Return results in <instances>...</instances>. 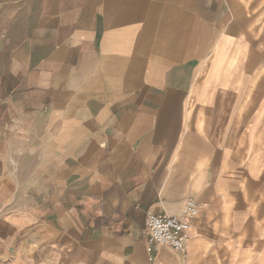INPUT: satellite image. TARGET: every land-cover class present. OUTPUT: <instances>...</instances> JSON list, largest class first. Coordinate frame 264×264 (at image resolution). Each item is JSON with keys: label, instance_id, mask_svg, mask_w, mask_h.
Returning <instances> with one entry per match:
<instances>
[{"label": "crops", "instance_id": "obj_1", "mask_svg": "<svg viewBox=\"0 0 264 264\" xmlns=\"http://www.w3.org/2000/svg\"><path fill=\"white\" fill-rule=\"evenodd\" d=\"M263 18L264 0H0L2 259L149 264L146 213L193 198L188 264H264Z\"/></svg>", "mask_w": 264, "mask_h": 264}, {"label": "built area", "instance_id": "obj_2", "mask_svg": "<svg viewBox=\"0 0 264 264\" xmlns=\"http://www.w3.org/2000/svg\"><path fill=\"white\" fill-rule=\"evenodd\" d=\"M201 210V204L189 198L179 215L170 216L148 211L145 218V229L148 233L150 247L156 255L162 247H168L179 253L188 264L186 242L190 236L191 221L199 216ZM156 255L149 258V264H155Z\"/></svg>", "mask_w": 264, "mask_h": 264}, {"label": "rangeland", "instance_id": "obj_3", "mask_svg": "<svg viewBox=\"0 0 264 264\" xmlns=\"http://www.w3.org/2000/svg\"><path fill=\"white\" fill-rule=\"evenodd\" d=\"M259 26L264 29V18L260 20ZM17 246V244L15 245ZM2 249L0 248V264H66L59 260H44L40 258H20L17 252L11 254V258L2 259Z\"/></svg>", "mask_w": 264, "mask_h": 264}]
</instances>
